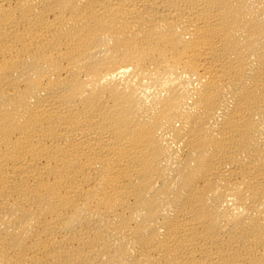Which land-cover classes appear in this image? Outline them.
I'll return each mask as SVG.
<instances>
[{"label":"bare ground","instance_id":"bare-ground-1","mask_svg":"<svg viewBox=\"0 0 264 264\" xmlns=\"http://www.w3.org/2000/svg\"><path fill=\"white\" fill-rule=\"evenodd\" d=\"M0 264H264V0H0Z\"/></svg>","mask_w":264,"mask_h":264}]
</instances>
